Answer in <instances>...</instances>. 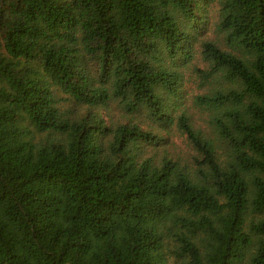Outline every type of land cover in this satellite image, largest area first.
Returning a JSON list of instances; mask_svg holds the SVG:
<instances>
[{
  "label": "trees",
  "instance_id": "trees-1",
  "mask_svg": "<svg viewBox=\"0 0 264 264\" xmlns=\"http://www.w3.org/2000/svg\"><path fill=\"white\" fill-rule=\"evenodd\" d=\"M0 264H264V0H0Z\"/></svg>",
  "mask_w": 264,
  "mask_h": 264
}]
</instances>
